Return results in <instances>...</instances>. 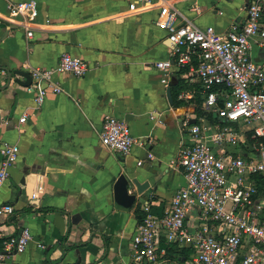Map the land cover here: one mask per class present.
<instances>
[{"label": "crops", "instance_id": "crops-1", "mask_svg": "<svg viewBox=\"0 0 264 264\" xmlns=\"http://www.w3.org/2000/svg\"><path fill=\"white\" fill-rule=\"evenodd\" d=\"M13 1L28 7L24 17L13 16L8 0H0V149L6 143L20 148L0 188V207L15 209L0 216V238L28 228L33 239L10 264H133L138 208L151 200L152 208L164 210L185 184L171 163L184 140L183 119L195 108L178 99L184 84L176 69L170 103L155 66L170 57L169 10L226 32L244 18L242 8L251 0H166L169 10L140 0ZM23 22L32 26L33 38ZM64 53L90 69L80 78L57 74L64 92L49 90L42 106L29 87L15 82L24 77L14 75L8 85L5 68L51 69ZM252 54L264 63V50ZM107 114L125 120L146 142L128 156L106 148ZM2 161L0 153V168ZM135 178L150 183L145 192L130 182ZM177 250L162 264H186L190 251Z\"/></svg>", "mask_w": 264, "mask_h": 264}, {"label": "built area", "instance_id": "built-area-1", "mask_svg": "<svg viewBox=\"0 0 264 264\" xmlns=\"http://www.w3.org/2000/svg\"><path fill=\"white\" fill-rule=\"evenodd\" d=\"M140 1L170 7L166 0ZM27 7L8 0L13 16L24 17ZM242 10L244 18L226 32L212 25L199 27L169 10L165 27L171 53L155 66L163 72L166 87L177 70L184 84L178 99L195 108L183 119L184 140L171 163L182 171L185 184L162 215L152 212L151 200L142 204L144 218L131 242L133 264H162L169 258L170 246L190 251L186 264H264V63L252 54L254 48L264 50V0H251ZM23 26L33 38L30 23ZM89 69L81 58L64 53L54 68L30 69L29 91L42 106L49 90L64 92L54 80L57 74L80 78ZM199 107L204 114L199 115ZM101 141L122 156L146 142L113 114L104 119ZM19 152L18 145L1 147L0 188ZM14 211L13 205L5 204L0 216ZM32 239L28 228L0 238V264H10V258L23 254Z\"/></svg>", "mask_w": 264, "mask_h": 264}, {"label": "water", "instance_id": "water-1", "mask_svg": "<svg viewBox=\"0 0 264 264\" xmlns=\"http://www.w3.org/2000/svg\"><path fill=\"white\" fill-rule=\"evenodd\" d=\"M5 71L7 73V76H8V85L11 83L12 79H13V76L14 75H18V76H22L26 79L25 82L19 80V79H16L15 82L21 84L22 86H25V87H29L31 86L32 84V76L30 75L29 72H26V71H23V70H9L7 68H5ZM167 96H168V99L170 101V103L172 104L173 103V94H172V88L169 87L168 88V91H167ZM129 180V179H128ZM128 180H125L123 183V187H124V190H127L128 187H129V181ZM131 183L135 184V186L137 187V190L139 193H143L145 192V190L150 186V183L149 182H144V183H141L138 179H131L130 180Z\"/></svg>", "mask_w": 264, "mask_h": 264}, {"label": "trees", "instance_id": "trees-1", "mask_svg": "<svg viewBox=\"0 0 264 264\" xmlns=\"http://www.w3.org/2000/svg\"><path fill=\"white\" fill-rule=\"evenodd\" d=\"M198 101H199V103L201 104V100L199 99ZM197 111H198L199 115L204 114V111H202V110L200 109V107L197 109ZM209 116H210V115H209ZM45 211H52V210H45ZM137 212H138V214H139V217H138V218H139V223H141V222L143 221V218H144V215H143V213L141 212V208H138ZM152 212H153L154 214H157V215H162L163 212H164V210H163V207H162V206L159 207V208L153 207V208H152ZM179 251H180V250H177V247H176V246H170V247H168V256H169V258H172L173 255L176 254V253H178ZM182 251H184V250H182Z\"/></svg>", "mask_w": 264, "mask_h": 264}]
</instances>
